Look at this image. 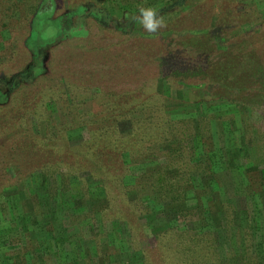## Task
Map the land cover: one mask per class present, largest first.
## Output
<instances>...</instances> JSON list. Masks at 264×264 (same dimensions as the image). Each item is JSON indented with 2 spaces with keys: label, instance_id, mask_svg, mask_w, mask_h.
I'll list each match as a JSON object with an SVG mask.
<instances>
[{
  "label": "trees",
  "instance_id": "obj_1",
  "mask_svg": "<svg viewBox=\"0 0 264 264\" xmlns=\"http://www.w3.org/2000/svg\"><path fill=\"white\" fill-rule=\"evenodd\" d=\"M233 1L166 0L151 6L150 1L108 0L120 20L92 0L81 4L82 16L91 15L105 29L111 20L108 30L120 32L117 41L58 49L55 43L75 36L65 33L37 54L29 39L37 15L53 8L52 0H0V13L10 16L11 11L10 18L28 22L22 46L32 53L31 66L0 77V264H264V220L238 209L227 195L221 174L228 168L223 148L214 142L219 131L234 152L228 133L231 125H240L233 170L241 175L247 196L255 199L259 193L263 200L264 188L262 196L253 179L264 187V29L236 37V27L247 30L257 19L234 25ZM147 6L164 19L156 33L136 30L138 23L131 20ZM72 11L60 15L65 27L79 23ZM1 22L0 51L7 48L4 30H13ZM216 30L217 48L208 49L199 40ZM169 36L175 38L172 45L164 44ZM157 39L165 52L155 49ZM56 55L69 59L67 68L58 69ZM39 57L44 64L32 78L27 72ZM187 79L211 82L200 110L197 106L188 119L166 111L173 83L179 81L178 91ZM62 84L71 89L68 100L53 101ZM92 86L107 96L116 87L113 101L120 112L87 128L82 118L74 123L75 115L68 120L67 115L77 102L76 92ZM23 100L36 102V109L26 110L45 131L27 125L26 115L17 112ZM51 102L62 111L51 112ZM221 104H238L251 116L230 113ZM124 120L128 130L120 127ZM217 123H223L222 129ZM76 129L75 140L71 131ZM249 144L257 151L254 160L249 159ZM11 186L29 187L25 196L13 200L7 194ZM19 202L29 219L34 217L33 229L16 226V219L23 220ZM158 211L185 222L141 221Z\"/></svg>",
  "mask_w": 264,
  "mask_h": 264
},
{
  "label": "rangeland",
  "instance_id": "obj_2",
  "mask_svg": "<svg viewBox=\"0 0 264 264\" xmlns=\"http://www.w3.org/2000/svg\"><path fill=\"white\" fill-rule=\"evenodd\" d=\"M89 1H92V0H52L53 8L43 11L42 13H39L36 17L33 37L29 39V46L32 50H34L33 53L39 54V51L42 47L46 46L47 43H50V42L55 43L65 33L68 34V36L70 34L75 35V36H72L68 39L61 40L55 43V46L58 47V49L61 48L65 50L70 47H73L74 49H79L80 47H83L84 45L94 46L96 44H101V43L109 44L113 41H117L118 34L120 35V32H113L112 30H108V29H111L113 25L111 20L108 21L107 25H105L107 27L105 29V27L100 25L91 15L86 16L84 19V16L82 15L85 12L84 10L85 7L82 6L81 4L86 5ZM94 1L99 5H104V6L106 5L107 7H109V10L115 13L116 16L120 15V13L116 9L112 8L113 4L111 5V2H108V0H94ZM139 1H142V3L150 1L152 3L151 6H156V5L163 3V1H166V0H134V3H139ZM193 2L194 0H192L191 3ZM191 3L189 5H191ZM8 4L9 3H7L6 6H8ZM78 5H81V6H78ZM229 7H232V13L238 18L237 20L233 22L234 25L237 23H238L237 25H239V23H241V21L243 20L247 21L250 19L251 20L257 19L255 22L252 23L251 27H249V29L247 30L246 29L239 30V27L235 28L234 34L239 39L242 35L244 36H246L247 34L249 35L251 31H255L257 29H264V23H263L264 22V0H234L233 4L230 5ZM53 9H54V15H53ZM70 10H73L72 12L75 16H77L79 23L75 25H68L67 27H65L64 22L62 20L63 16H60V15ZM9 13H10V16L9 14H6V13H0V28L3 24L1 21H7L8 22L7 26L13 27V30H9V31L4 30V34L8 35V38L5 43V45H7V48L0 51V77H3V76L10 77L11 75L23 70L27 65L31 66V64L29 63L32 61V53L30 49L22 46L23 40L28 35V32H29V24L26 21L23 23L20 17L16 18L14 16L10 18L12 15L11 11H9ZM118 17H120V20H122V16H118ZM23 18H26V17L23 16ZM30 19H31V16L30 18H28V20ZM11 23L14 26H15V23H18L21 26L18 29L14 27ZM135 27H136L135 28L136 30L141 29V26L139 24H137ZM230 31L232 30L230 29ZM213 33L217 34L218 32L216 30V31L210 32L209 35L203 34L202 35L203 37L200 38L199 40V41H203L202 45H205V46L207 45L208 49L217 48L216 44L214 43L215 39L212 38ZM169 38H170L169 41L164 42V44L165 43L166 44L169 43V45L173 44L174 42L173 40L175 38L173 39L172 36H169ZM154 45H155V49L158 50L159 52H165L166 48L164 47L163 43L159 42L158 39L154 42ZM56 57H58L59 59V60L56 59V61L58 62L57 63L58 69L67 68V65H68L67 62L69 61V59L65 60V58L63 59L62 57L57 56V55ZM43 62L44 61L39 57V60L34 62L35 63L33 65L34 68L32 67L33 70L28 71L27 75L32 77L34 73H37V71H39L43 67V64H44ZM72 64L76 67L80 66L78 61H75V63H72ZM201 78L204 80L208 79L207 77L203 75L201 76ZM29 80H31V78ZM197 80L198 79L196 80L187 79L185 84L182 86L183 88L180 87L181 89H179L178 91H177V88L180 86L179 81H175L173 83V88H172L173 91L171 93L172 98L166 100V102L168 103V106L166 108L167 112L168 111L172 113L174 112L177 115L180 114L181 117H186L187 119L191 118V116L194 115L196 111V107L199 105L201 101H204V99L207 97L208 95L207 93H209V87L211 86V82L209 81L201 83ZM58 87H60V89L58 90V94L52 97L53 101H56L58 99H60L61 101L68 100L71 89L63 84ZM120 87L121 85H118L117 88L119 89ZM117 88L114 87V90H118ZM114 90L113 92L111 90L110 91L111 93L108 94V96L106 94L105 95L97 94L96 93L97 89L93 86L90 88H85L82 92H76L77 94L74 96V99L77 100V102L71 106L72 108H70L69 110L71 114L70 115L68 113H67L68 115L66 114L67 120L71 118L73 115H75L72 119L74 123H77L76 119H80V120L83 119L85 122L82 124L87 125V128L93 125L101 126L104 123V121L102 120L103 118L107 120L108 117L112 116L113 114L117 115L118 112H120L118 109L120 106H117L116 104L117 101L115 102L113 101L115 97L114 95L118 94ZM99 91L102 92L101 90ZM166 91L169 92L168 89ZM128 96L131 97L132 95H128ZM35 105H36L35 101L26 104L24 103V100H23L22 106L21 108L17 110V112H22L24 115H26V119H27L26 121H28L27 125H30L32 128L40 127L39 130L43 132L45 131V125L44 124H40V126L35 125L37 123L36 118L34 117L35 115L33 114L34 116L33 115L28 116V110H26L29 108L36 109ZM231 105L232 106H230V104L229 105L221 104L220 108L222 109L228 108V112L235 113L236 115H241V113L247 114V115L251 114V111L249 110L246 111L244 107H240V105L238 104L236 105L231 104ZM60 107L61 106H57L56 104L53 105V102H51L50 110L52 112L53 109H58L60 113L62 111L61 110L62 107L61 108ZM198 109L200 110V107ZM201 109L207 111L206 109H203V108ZM253 114L254 116L257 115V113H253ZM254 118L257 119L258 115ZM60 119L62 120L63 118L60 117ZM220 124H223V123H217V127L219 128V130L220 128L222 129V126ZM120 127L123 130H128L129 122L127 120H124L123 122L120 123ZM239 129H240V125H237L236 123H234L233 125H231L230 132L228 133L229 137H231L232 139V143L231 142L230 143L233 144V147H235L233 148L234 152L237 149L236 147L239 145V141H240L239 140L240 138ZM79 132L80 131L78 129L71 131L73 139L78 137ZM214 142L215 143L217 142L218 146L220 148H223L222 149L223 151H221L220 153L224 152L222 156V161H223V165L228 168L227 170L224 169V171L221 174L222 180L225 183V187L227 189L225 190L227 192V195L229 197L234 198V200L236 201L238 205L237 207L238 209H246L249 215L253 217H258L260 218L261 221H263L264 220V199L262 200V198L259 196V193L256 194L255 199H252V198L250 199L247 196L246 190H245L246 189L245 184L240 181L241 175L237 174V172L233 170L235 169L234 165L238 164V160L237 158H233L234 152H231V150H229V146H228L229 143L227 140H225L223 133L217 131L214 136ZM226 143H228V145H226ZM225 147L228 148L229 152L224 150ZM263 147L264 146L261 147L262 149H260V151L261 153H263V156H264ZM249 153H250L249 159L251 158L254 160L257 158V151L255 149V145L249 144ZM261 165L264 166V162H262ZM236 168H237V165H236ZM37 180L40 181L41 177L38 176ZM253 180H255L254 184H258L256 185L255 189H258V191L261 192L263 196L262 191L264 187L260 188L262 185L259 184V181H257L258 180L257 177H255ZM4 182L5 181H3V183ZM28 187H27V190H26V186L25 188L19 190L17 187L15 188L14 186H11L7 189V194L11 198L15 196H19V195L25 196L26 192L28 191ZM16 198L17 197H15L13 200H16ZM9 204H11V202H9ZM19 207L21 208L20 210L23 212V220L21 219L22 221H20L16 219V224H18L16 226L20 227L19 230H22L23 226L25 225H29L30 228L33 229L31 226H33V224L35 223L34 217H31L29 219V216L26 215L22 202H19ZM10 214L13 215L12 213ZM13 216H11V218ZM57 218L61 220V213L60 214L58 213ZM140 219L142 222L151 223V225H153L156 222H162L161 223L162 225L170 224V223L184 224L185 222V220L182 218L180 219L177 217L175 219L173 216H163L161 211L152 212L148 216V218L143 217ZM60 220H57V222L59 223ZM193 225H196V223ZM12 229H14V227H12ZM150 229L151 227L147 229L149 230L148 238H149V242L152 243L155 241L156 237H155V234L152 233V231H150ZM70 231L71 233H74L75 228L70 229Z\"/></svg>",
  "mask_w": 264,
  "mask_h": 264
},
{
  "label": "clouds",
  "instance_id": "obj_3",
  "mask_svg": "<svg viewBox=\"0 0 264 264\" xmlns=\"http://www.w3.org/2000/svg\"><path fill=\"white\" fill-rule=\"evenodd\" d=\"M131 20L138 23L147 33H156L164 26V19L159 15L154 7H140L133 13Z\"/></svg>",
  "mask_w": 264,
  "mask_h": 264
}]
</instances>
